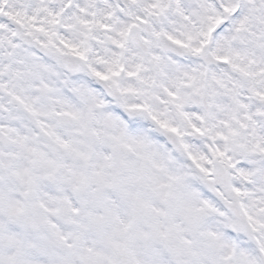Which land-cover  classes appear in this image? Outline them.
I'll return each mask as SVG.
<instances>
[{
  "label": "snow or ice",
  "instance_id": "snow-or-ice-1",
  "mask_svg": "<svg viewBox=\"0 0 264 264\" xmlns=\"http://www.w3.org/2000/svg\"><path fill=\"white\" fill-rule=\"evenodd\" d=\"M0 264H264V0H0Z\"/></svg>",
  "mask_w": 264,
  "mask_h": 264
}]
</instances>
